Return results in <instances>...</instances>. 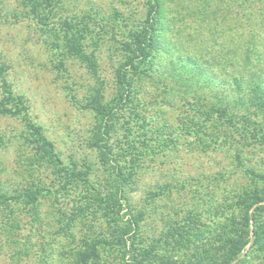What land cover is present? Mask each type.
Returning a JSON list of instances; mask_svg holds the SVG:
<instances>
[{
  "label": "rangeland",
  "instance_id": "1",
  "mask_svg": "<svg viewBox=\"0 0 264 264\" xmlns=\"http://www.w3.org/2000/svg\"><path fill=\"white\" fill-rule=\"evenodd\" d=\"M43 2L0 0V264H264V0Z\"/></svg>",
  "mask_w": 264,
  "mask_h": 264
},
{
  "label": "trees",
  "instance_id": "2",
  "mask_svg": "<svg viewBox=\"0 0 264 264\" xmlns=\"http://www.w3.org/2000/svg\"><path fill=\"white\" fill-rule=\"evenodd\" d=\"M44 0H24L25 5L28 7L29 12H31L33 14V17L36 18L39 22L43 21V20H47L48 16L47 15H43V8L44 7ZM49 1V0H47ZM154 7H157V5H155ZM42 10V12H41ZM152 27V26H151ZM149 26H146V28L144 29L145 32H142L139 36H138V41L136 43V47L133 49V53L135 54L134 57H137L140 53L142 52L144 53L145 50L147 49V47L149 45L152 44L153 40H154V34L152 32V28ZM130 58L129 62L133 63L135 58ZM125 74V71L122 73V75ZM122 80H124V76L121 77ZM96 110L98 111V113L103 117H105L106 112L103 109L102 105L98 104L96 107ZM7 112H11V109H7L6 107H1L0 106V113H7ZM40 140L42 143V147L44 148V150L46 151V155L49 156H55L54 153V147L52 146V143L42 134H40ZM262 200L258 199L257 202H261ZM256 218V217H254ZM250 217H247V223H250ZM257 220L256 221V228H255V234L257 239L260 237V235L262 233L259 232V228H257L258 224H257ZM254 221V220H253ZM247 243V241L245 242V244Z\"/></svg>",
  "mask_w": 264,
  "mask_h": 264
}]
</instances>
